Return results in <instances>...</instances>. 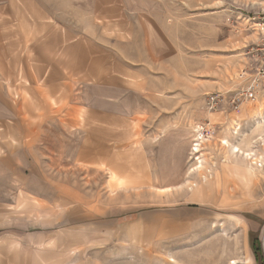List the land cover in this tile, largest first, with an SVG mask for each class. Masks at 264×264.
Segmentation results:
<instances>
[{"label":"rangeland","instance_id":"obj_1","mask_svg":"<svg viewBox=\"0 0 264 264\" xmlns=\"http://www.w3.org/2000/svg\"><path fill=\"white\" fill-rule=\"evenodd\" d=\"M260 6L0 0V264H259L252 238L264 264L262 83L238 113L207 102L254 86ZM98 68L136 88L126 124L85 113Z\"/></svg>","mask_w":264,"mask_h":264},{"label":"crops","instance_id":"obj_2","mask_svg":"<svg viewBox=\"0 0 264 264\" xmlns=\"http://www.w3.org/2000/svg\"><path fill=\"white\" fill-rule=\"evenodd\" d=\"M10 12L14 13V9L12 7H11ZM6 23H8V21ZM73 49L76 50V48H73ZM102 68L103 66L100 68L101 71H102ZM100 69L98 68L96 72L92 74V76L88 75L89 78L87 80L81 81L80 82L81 84H79V86H82V89L81 90L79 89L75 92L77 93L81 92L82 97H84L86 100H89L85 103L86 105H83L84 106L83 108L86 110L85 113L98 115L99 118L102 120V122H106V120L107 122H111L114 120V118H116V120H118V122H120L121 124H126V122L129 119H131L133 115L140 113V110L133 112L131 108H128L125 105L127 93L136 88L131 87V86H126L127 84L126 75H124L126 82L115 83V82H111L106 79L100 78L99 77ZM93 100L96 101L95 103L98 102L97 104L101 105V110L94 111L91 109L92 108L91 106L87 105V103H89L90 101L92 102ZM112 106H118L119 108L118 112L113 110ZM83 108H80L78 109V111H76L75 114L77 115V117L82 115Z\"/></svg>","mask_w":264,"mask_h":264},{"label":"built area","instance_id":"obj_3","mask_svg":"<svg viewBox=\"0 0 264 264\" xmlns=\"http://www.w3.org/2000/svg\"><path fill=\"white\" fill-rule=\"evenodd\" d=\"M250 26H252V31L258 36L256 42L249 48L248 54L251 56L252 64L256 71V78L254 79V86L251 89H247L242 95L236 93H230L228 96L223 94H218L215 96L208 97V104L229 105L230 110L233 113H238L241 111L244 104L254 102L258 99V96L254 93L255 89H258L260 83H262L264 89V0H261L260 9L254 17H250ZM259 80L261 81L259 83ZM264 91V90H263ZM227 97L228 101H227Z\"/></svg>","mask_w":264,"mask_h":264},{"label":"bare ground","instance_id":"obj_4","mask_svg":"<svg viewBox=\"0 0 264 264\" xmlns=\"http://www.w3.org/2000/svg\"><path fill=\"white\" fill-rule=\"evenodd\" d=\"M263 122H264V120H263ZM259 124V123H258ZM259 126V125H258ZM260 130V129H259ZM261 131V130H260ZM195 142V141H194ZM221 144L223 145V146H225V148L228 150V153H229V155L231 156V157H235V158H237V157H240L242 160H243V162L245 163L246 161H250L251 162V164L252 165H255V161H257V160H260L261 158H262V156H260V157H255V158H253L252 157V150H250L249 149V147L250 146H246L247 147V149H243L240 145H234V144H231L228 140H221ZM246 145H248V143H246ZM194 147V149L193 150H195V153H198V149H197V147H198V145H195V144H193L192 145V148ZM192 150V151H193ZM254 156V155H253ZM252 157V158H251ZM201 163V162H200ZM196 166V165H195ZM257 167V166H256ZM200 168H201V165L200 166H198V168H197V173L200 171ZM246 172H248L247 171V169L245 170ZM192 171H190L189 173H191ZM194 173H196V172H194ZM254 178H257V176L255 175V176H253ZM192 184H193V182H192ZM193 186H196V184H193ZM171 188H173V187H171ZM191 188V187H190ZM171 189H169V188H166L165 189V191H170Z\"/></svg>","mask_w":264,"mask_h":264},{"label":"trees","instance_id":"obj_5","mask_svg":"<svg viewBox=\"0 0 264 264\" xmlns=\"http://www.w3.org/2000/svg\"><path fill=\"white\" fill-rule=\"evenodd\" d=\"M250 246H251L255 260L258 261L259 264H263L262 258L259 257V254L261 252L260 244L258 243L256 238L250 239Z\"/></svg>","mask_w":264,"mask_h":264}]
</instances>
